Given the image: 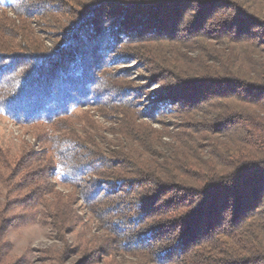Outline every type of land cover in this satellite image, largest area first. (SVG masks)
Instances as JSON below:
<instances>
[{
    "label": "trees",
    "instance_id": "obj_1",
    "mask_svg": "<svg viewBox=\"0 0 264 264\" xmlns=\"http://www.w3.org/2000/svg\"><path fill=\"white\" fill-rule=\"evenodd\" d=\"M0 12L18 23L12 36L2 28L0 112L65 132L47 165L104 234L72 251V206L45 201L27 166L15 185L0 179V264L20 262L5 241L19 204L43 206L64 243L58 264L72 252L81 264H112L115 252L142 264H264V0H5ZM130 61L147 86L112 71ZM87 107L113 123L114 145L94 116L77 114ZM169 113L170 131L142 120Z\"/></svg>",
    "mask_w": 264,
    "mask_h": 264
},
{
    "label": "rangeland",
    "instance_id": "obj_2",
    "mask_svg": "<svg viewBox=\"0 0 264 264\" xmlns=\"http://www.w3.org/2000/svg\"><path fill=\"white\" fill-rule=\"evenodd\" d=\"M16 20L17 18L13 13L0 12L1 44L6 45L10 42L9 36L5 34L2 28L8 26L11 36L14 35V27L10 26L9 22H15L16 26L18 24ZM37 21L31 19V28L35 33V37L42 43L45 42L43 43L44 46H49L51 37L46 28L39 26ZM135 64V61H130L128 64L114 67L112 71L117 73L123 70H132L130 79L134 80V85L139 88L147 86L149 83L147 78L149 77L144 71L134 69ZM144 98V95H141V100H145ZM82 112L94 116V120L103 124L102 138L104 140L108 141L110 145L116 143V137L111 133L113 126L111 121L100 118L98 116L100 113L93 107L83 108L81 111H77V114ZM142 120L153 128L170 131L178 122V117H176V114L169 113L163 117L162 123L153 122L149 119ZM32 123L15 122L10 116L0 112V179L1 177H3L2 179L10 178V182L15 185V183L24 179V168L30 166V173L36 174L33 181H38V176L41 178V181L38 182L42 185V188H45V194L43 195L45 201L54 203L55 198L68 202L72 206L76 217L75 224L68 227L65 234V240L72 251H75L77 246L84 244L85 241L95 240L96 242L98 238H103L104 234L98 219L85 203L80 201L77 188L64 183L59 175L54 176L50 172V166L47 165L49 161L51 163V160L53 162L56 160L55 156L53 157L55 154L54 149H52L53 139L56 136L65 134V132L59 133L43 123ZM81 125L73 126L75 132L79 135H81L80 132H83V126L81 127ZM5 165L10 166L8 170L1 169ZM22 165H24L23 171L18 169ZM16 170L20 171L17 172ZM11 172L16 175L11 174ZM3 188L5 187L0 182V202H3L5 196ZM14 198L16 199V195L13 194L11 200ZM43 216L44 209L41 205L26 208L25 205L19 204L10 211L8 217L11 219L16 218V220L13 221L12 228L6 234L5 241L10 245L9 255L13 261L19 260V264H58L55 252L61 251L64 248V243L50 222ZM95 247L98 248L99 243L93 246V248ZM65 257L63 264H81V255L72 252ZM100 260L98 259V261ZM111 261L112 264H142L137 259L119 252H115Z\"/></svg>",
    "mask_w": 264,
    "mask_h": 264
}]
</instances>
